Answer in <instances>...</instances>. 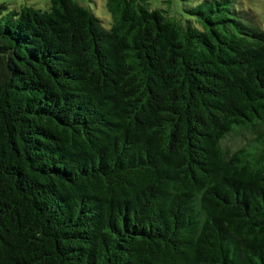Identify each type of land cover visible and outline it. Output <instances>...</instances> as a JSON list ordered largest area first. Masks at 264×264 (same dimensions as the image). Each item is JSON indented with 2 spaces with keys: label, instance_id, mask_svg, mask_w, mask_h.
Masks as SVG:
<instances>
[{
  "label": "trees",
  "instance_id": "trees-1",
  "mask_svg": "<svg viewBox=\"0 0 264 264\" xmlns=\"http://www.w3.org/2000/svg\"><path fill=\"white\" fill-rule=\"evenodd\" d=\"M91 2H0V264H264L256 15Z\"/></svg>",
  "mask_w": 264,
  "mask_h": 264
},
{
  "label": "rangeland",
  "instance_id": "rangeland-1",
  "mask_svg": "<svg viewBox=\"0 0 264 264\" xmlns=\"http://www.w3.org/2000/svg\"><path fill=\"white\" fill-rule=\"evenodd\" d=\"M153 5H158L162 0H150ZM7 5V11L19 9L22 5H33L37 8L44 9L48 6L50 0H0ZM93 11L98 14L103 23L108 26L110 15L105 6V0H95L90 3ZM236 5L242 10H251L256 15L259 24L264 29V0H236ZM240 136L231 137L227 140L230 147L236 146L240 141Z\"/></svg>",
  "mask_w": 264,
  "mask_h": 264
}]
</instances>
